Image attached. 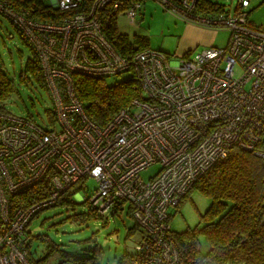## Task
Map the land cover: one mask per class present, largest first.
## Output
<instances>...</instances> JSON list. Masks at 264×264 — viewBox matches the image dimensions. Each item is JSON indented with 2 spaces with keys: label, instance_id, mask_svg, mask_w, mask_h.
Segmentation results:
<instances>
[{
  "label": "built area",
  "instance_id": "obj_1",
  "mask_svg": "<svg viewBox=\"0 0 264 264\" xmlns=\"http://www.w3.org/2000/svg\"><path fill=\"white\" fill-rule=\"evenodd\" d=\"M50 1L73 14L42 21L0 0V17L37 56L52 105L40 123L0 110V264H33L28 223L89 178L97 188L72 200L102 220L128 205L140 234L130 264H180L170 212L231 149L264 158V26L249 21V0L224 13H207L198 0H153L184 23L227 30L226 44L191 56L148 47L127 57L103 32L102 12L108 7L133 25L143 0ZM124 73L134 75L141 96L99 126L72 76ZM154 164L157 173L144 182L141 172ZM46 179L47 196L22 206L18 197Z\"/></svg>",
  "mask_w": 264,
  "mask_h": 264
},
{
  "label": "trees",
  "instance_id": "obj_2",
  "mask_svg": "<svg viewBox=\"0 0 264 264\" xmlns=\"http://www.w3.org/2000/svg\"><path fill=\"white\" fill-rule=\"evenodd\" d=\"M17 10H25L30 18L48 22H59L73 12H63L46 5L44 0H7ZM199 7L207 13H224L227 10L219 3L210 0H198ZM118 16L110 8L102 12L103 32L113 41L117 50L127 57L135 52L148 48L149 41L145 36L134 35L132 40L120 33L117 27ZM19 38L28 46L30 58L25 63L24 72L19 81H27L26 73L41 87L45 88L37 56L14 28ZM75 91L83 102L90 119L104 126L123 107L133 99L141 96V90L134 75L128 79L108 85L105 79L74 74L72 76ZM15 92L13 80L0 64V110L5 111L4 101ZM47 115L50 116L49 111ZM46 115V116H47ZM33 118L30 115H26ZM48 180L41 182L18 197L22 206L32 204L47 196ZM197 190L210 200L203 214L199 215L201 225L188 228L181 233H174L175 244L180 252V264H264V158L251 151L233 148L226 158L218 161L201 178L191 190ZM189 191V192H190ZM188 192V193H189ZM76 193L73 187L66 189L58 202L53 205L74 209L72 196ZM187 193V194H188ZM182 201V200H181ZM181 203V202H180ZM41 211L36 213L27 225H30ZM129 213V212H128ZM96 214L91 208L85 212L67 216L63 222H71L80 228L88 221L95 220ZM137 225L126 231L125 239L133 237ZM30 240L26 246L27 255L33 264H46L54 258L59 264H101L102 251L95 247L90 255L78 257L63 251L58 244L45 234L33 236L28 230ZM203 237L209 246L207 252L200 249L199 239ZM36 240L45 247V255L33 256L32 243ZM130 252L124 249L115 264H130Z\"/></svg>",
  "mask_w": 264,
  "mask_h": 264
},
{
  "label": "rangeland",
  "instance_id": "obj_3",
  "mask_svg": "<svg viewBox=\"0 0 264 264\" xmlns=\"http://www.w3.org/2000/svg\"><path fill=\"white\" fill-rule=\"evenodd\" d=\"M219 3L227 10H232L238 0H210ZM51 6L50 0H44ZM248 19L254 25H264V0H249L247 8ZM136 24L130 25L125 16L121 14L117 18V27L126 35L140 34L149 41L152 49L160 50L168 55H182L186 52L200 50L205 44L199 42L192 32L186 27V23L177 19L174 15L164 11L157 2L143 0L140 10L136 13ZM216 36L213 43L215 47H224L229 33L223 28L214 29ZM194 51V52H193ZM28 46L19 38L14 28L0 17V64L7 75L13 80L15 92L5 101V109L17 116L30 115L39 123L46 119L47 111L52 105L48 91L39 86L29 74H25L27 81H19L20 73L24 72L25 63L30 58ZM130 73L111 76L105 79L106 84L113 85L130 77ZM159 165L154 164L141 172V179L146 182L158 171ZM97 188V182L92 179L78 181L73 189L79 198L89 196ZM76 196V195H75ZM74 196L76 203L74 209L55 206L40 212L28 226L29 232L35 236L45 234L60 248L72 255L86 257L90 250L98 247L102 251L101 264H115L122 255L124 249L132 250L133 243L137 241L139 231H135L133 237L125 239L126 231L132 227L133 220L129 216L127 204L123 211L112 213L107 219H95L88 221L81 228L71 222H63L67 216L85 212L87 207L80 203ZM210 204V200L197 190L190 191L181 201L177 209L170 212V225L174 233H181L188 228L201 225L199 215ZM200 249L203 253L209 249L205 239H199ZM33 256L40 258L45 255L43 244L34 240L32 243ZM59 259L54 258L46 264H59ZM68 264V263H67Z\"/></svg>",
  "mask_w": 264,
  "mask_h": 264
},
{
  "label": "crops",
  "instance_id": "obj_4",
  "mask_svg": "<svg viewBox=\"0 0 264 264\" xmlns=\"http://www.w3.org/2000/svg\"><path fill=\"white\" fill-rule=\"evenodd\" d=\"M259 26H264V25H259ZM186 27L189 31L192 32V36H195L199 42H202L205 44L204 46L213 45L214 40H215V36H216L214 29L201 27V26L194 25L191 23H186ZM122 34H124V33H122ZM134 35L137 36L140 34H132V35H128V36H134ZM139 236H140V234H139ZM139 236H138V239H139Z\"/></svg>",
  "mask_w": 264,
  "mask_h": 264
}]
</instances>
